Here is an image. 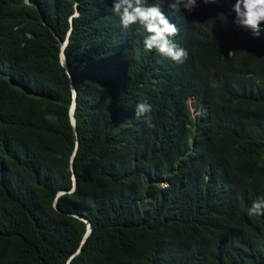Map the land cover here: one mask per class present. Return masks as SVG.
Returning <instances> with one entry per match:
<instances>
[{
	"label": "trees",
	"instance_id": "16d2710c",
	"mask_svg": "<svg viewBox=\"0 0 264 264\" xmlns=\"http://www.w3.org/2000/svg\"><path fill=\"white\" fill-rule=\"evenodd\" d=\"M112 4L0 0V264H264V36L243 53L207 8L195 68Z\"/></svg>",
	"mask_w": 264,
	"mask_h": 264
},
{
	"label": "clouds",
	"instance_id": "9594fccd",
	"mask_svg": "<svg viewBox=\"0 0 264 264\" xmlns=\"http://www.w3.org/2000/svg\"><path fill=\"white\" fill-rule=\"evenodd\" d=\"M164 3L165 0H152V2L149 0H113L112 11L119 17L123 28L139 25L147 33L143 39L146 50L152 51L154 49L161 56L178 64L189 58L191 65L195 68L200 67L194 61L196 46L192 42V37L198 33L199 22L202 16L206 15L207 8H213L215 12L225 15L228 21H232L234 25L240 28L230 38L238 41L234 46L243 50V53L248 48L253 50L252 46L255 45L258 50L262 47L264 0H203L204 5L200 0H171L169 4L171 15L169 14V16L164 11ZM186 11H193V15L188 16ZM78 15L79 13H76V17ZM187 17H196V19L191 21ZM194 27L196 29L192 30ZM241 29L247 31V35H242ZM183 32L188 34L185 42L181 37ZM257 38L260 39L258 45L255 42ZM224 49L227 55L232 54L230 43H227ZM186 103L192 120L207 118L209 113L208 101L191 96ZM151 111L150 104L140 102L135 106L134 115L145 117L148 126L155 127L151 119L148 118ZM191 130H193L192 126ZM248 215H264V198L252 202L248 209Z\"/></svg>",
	"mask_w": 264,
	"mask_h": 264
},
{
	"label": "water",
	"instance_id": "95a60500",
	"mask_svg": "<svg viewBox=\"0 0 264 264\" xmlns=\"http://www.w3.org/2000/svg\"><path fill=\"white\" fill-rule=\"evenodd\" d=\"M77 13V10L75 9L74 11V14ZM66 38L64 40H59L60 42V49H59V60H60V63L62 64V66L65 68V59H64V54H63V47L66 43ZM71 91H72V101L69 105V108H68V115H69V120H70V123L72 126H74V117H73V108H74V90L73 88L71 87ZM75 186V180H74V177L72 176V187L71 189ZM60 192H58L59 194ZM82 221L85 222V230L83 232V235H82V238H81V242L84 240V238L88 235L89 231H90V224L89 222L83 218V217H79Z\"/></svg>",
	"mask_w": 264,
	"mask_h": 264
},
{
	"label": "rangeland",
	"instance_id": "374dc122",
	"mask_svg": "<svg viewBox=\"0 0 264 264\" xmlns=\"http://www.w3.org/2000/svg\"><path fill=\"white\" fill-rule=\"evenodd\" d=\"M190 103V102H189ZM191 109H193L192 107H191Z\"/></svg>",
	"mask_w": 264,
	"mask_h": 264
}]
</instances>
